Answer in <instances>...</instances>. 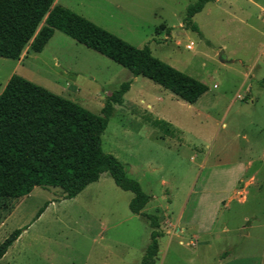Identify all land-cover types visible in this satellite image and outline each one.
Wrapping results in <instances>:
<instances>
[{
  "label": "rangeland",
  "instance_id": "374dc122",
  "mask_svg": "<svg viewBox=\"0 0 264 264\" xmlns=\"http://www.w3.org/2000/svg\"><path fill=\"white\" fill-rule=\"evenodd\" d=\"M195 1L71 2L75 13L204 83L194 104L64 34L41 53L26 45L19 60L0 58V92L14 74L99 115L131 81L101 148L151 196L143 212L157 215L163 233L155 264H264V0L207 3L193 17L200 33L182 24ZM61 197L58 188L35 187L0 199V242L27 226L0 264H139L150 229L108 172L75 198Z\"/></svg>",
  "mask_w": 264,
  "mask_h": 264
},
{
  "label": "trees",
  "instance_id": "16d2710c",
  "mask_svg": "<svg viewBox=\"0 0 264 264\" xmlns=\"http://www.w3.org/2000/svg\"><path fill=\"white\" fill-rule=\"evenodd\" d=\"M53 1L0 0V58L19 60L26 45L33 53H40L57 30L122 66L132 77H144L188 104L207 91L204 83L154 57L148 46H132L65 7H52ZM212 1L189 4L183 27L200 33L193 17ZM130 84L125 81L111 92L96 115L11 75L0 92V199L27 196L35 187L58 188L61 200L73 199L108 172L115 186L132 194L129 211L143 218L150 229L139 264H155L163 233L157 215L143 212L151 196L126 174L117 158L101 148L100 137L108 119L114 106L122 104ZM49 203L37 210L33 221ZM26 228L13 230L0 242V259Z\"/></svg>",
  "mask_w": 264,
  "mask_h": 264
},
{
  "label": "crops",
  "instance_id": "0c3cea01",
  "mask_svg": "<svg viewBox=\"0 0 264 264\" xmlns=\"http://www.w3.org/2000/svg\"><path fill=\"white\" fill-rule=\"evenodd\" d=\"M72 2V0H63V2H60V0H54L53 1V3H52V7L53 6H56V5H59V6H62V7H65V8H67V9H69V10H71L72 8H71V3ZM72 11V10H71ZM74 12V11H73ZM43 22H44V19L41 21V23H40V25L38 26V28H37V31L39 30V28L43 25ZM36 31V32H37ZM62 34L63 33H61L60 31H57V30H55L54 31V33H53V35H52V37L50 38V39H52L54 36H56V35H58V36H62ZM68 37V36H67ZM71 39V38H70ZM74 41V40H73ZM46 46V45H45ZM44 46V47H45ZM42 52V51H41ZM40 52V53H41ZM17 61V60H16ZM4 87V86H3ZM3 87H2V89H3ZM2 91V90H1ZM100 177V176H99ZM224 193H227V192H224ZM222 193H215L214 195L213 194H211L212 196H214V199H213V201H212V203L210 204V205H213L214 207L215 206H218V201H219V196L221 195ZM213 206L211 207V208H206L205 210H204V212H205V220H204V222H207V221H210L211 220V216H212V208H213ZM20 237V236H19Z\"/></svg>",
  "mask_w": 264,
  "mask_h": 264
},
{
  "label": "water",
  "instance_id": "95a60500",
  "mask_svg": "<svg viewBox=\"0 0 264 264\" xmlns=\"http://www.w3.org/2000/svg\"><path fill=\"white\" fill-rule=\"evenodd\" d=\"M221 55H222V53L220 54V56H221ZM220 61H221V62H224L225 60H224V59H221V57H220Z\"/></svg>",
  "mask_w": 264,
  "mask_h": 264
}]
</instances>
